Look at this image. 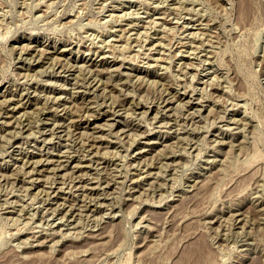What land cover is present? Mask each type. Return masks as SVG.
I'll return each mask as SVG.
<instances>
[{"label": "rangeland", "instance_id": "rangeland-1", "mask_svg": "<svg viewBox=\"0 0 264 264\" xmlns=\"http://www.w3.org/2000/svg\"><path fill=\"white\" fill-rule=\"evenodd\" d=\"M0 264H264V0H0Z\"/></svg>", "mask_w": 264, "mask_h": 264}, {"label": "bare ground", "instance_id": "bare-ground-1", "mask_svg": "<svg viewBox=\"0 0 264 264\" xmlns=\"http://www.w3.org/2000/svg\"><path fill=\"white\" fill-rule=\"evenodd\" d=\"M22 49V48H21ZM24 51V50H23ZM58 67V66H57ZM8 100V99H7ZM8 103V102H7ZM3 104V103H2ZM15 105V103H14ZM12 107V106H11ZM115 111V110H114ZM12 113V112H11ZM87 113V112H86ZM50 116V115H49ZM77 116V115H76ZM106 116V115H105ZM12 117V116H11ZM69 118V117H68ZM101 124V123H100ZM69 125V124H68ZM99 125V124H98ZM76 126V125H75ZM79 128V127H78ZM87 131V130H86ZM77 137V136H76ZM97 148V147H96ZM38 161V160H37Z\"/></svg>", "mask_w": 264, "mask_h": 264}]
</instances>
